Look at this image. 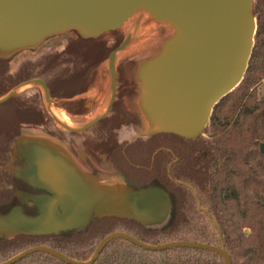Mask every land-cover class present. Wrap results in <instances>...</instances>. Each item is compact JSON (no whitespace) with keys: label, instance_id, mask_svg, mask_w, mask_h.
Wrapping results in <instances>:
<instances>
[{"label":"trees","instance_id":"trees-1","mask_svg":"<svg viewBox=\"0 0 264 264\" xmlns=\"http://www.w3.org/2000/svg\"><path fill=\"white\" fill-rule=\"evenodd\" d=\"M252 13L256 31L243 79L214 106L206 128L195 138L153 134L146 140L121 141L122 128L138 120L127 104L136 93V85L128 69L117 63L110 113L95 124L91 136L80 141L74 137L81 132L54 128L42 94L24 97L21 92L1 103L0 109L9 110L4 114L9 127L0 125V166L15 157L12 147L23 128H41L75 158L84 151L93 172L117 163L119 168L113 166L114 172L126 178L130 186H161L170 195L171 208L166 221L157 226L146 227L131 219L110 216L95 218L82 230L59 235L0 238V262L35 246H48L73 260L87 261L106 235L124 232L149 245L193 241L220 247L223 243L232 264H264V153L260 152V144L264 143V96L258 93L264 81V0H253ZM125 37L118 29L92 38L77 33L61 50L22 60L16 68L11 67V58L0 56V98L14 86L64 65V70L45 84L53 104L73 115V99L86 92L93 70ZM81 76L85 86L79 92L67 93L65 85ZM156 136L169 137V146H156ZM0 176L6 179L10 171L1 170ZM0 192L4 194L0 211H6L12 206L14 193L1 184ZM14 264L67 263L39 251ZM93 264L225 263L219 254L208 250L175 247L149 251L117 237L107 243Z\"/></svg>","mask_w":264,"mask_h":264},{"label":"water","instance_id":"water-1","mask_svg":"<svg viewBox=\"0 0 264 264\" xmlns=\"http://www.w3.org/2000/svg\"><path fill=\"white\" fill-rule=\"evenodd\" d=\"M252 3L253 0H0V56L36 48L48 37L70 30L83 38L98 37L119 29L140 10V19L147 13L172 28L160 50L137 70L139 106L148 123L145 133L195 138L206 128L214 106L238 86L246 72L256 31ZM140 19L131 34L109 54L110 95L103 111L80 127L60 123L65 130L85 131L106 116L116 91L115 57L136 33ZM32 83L42 87L49 105V91L40 78L18 85L0 98V104L21 86ZM260 152L264 153V143L260 144ZM12 154L22 161L15 176L39 193H25L20 205L0 211V238L59 235L82 230L95 218L110 216L131 219L146 227L160 225L168 218L171 198L161 186L134 188L97 183L52 139L20 136ZM117 237L149 251L175 247L208 250L219 254L225 264H232L223 243L220 247L193 241L149 245L124 232L106 235L87 261L73 260L48 246H35L0 264H14L39 251L49 252L67 264H93L107 243Z\"/></svg>","mask_w":264,"mask_h":264},{"label":"rangeland","instance_id":"rangeland-1","mask_svg":"<svg viewBox=\"0 0 264 264\" xmlns=\"http://www.w3.org/2000/svg\"><path fill=\"white\" fill-rule=\"evenodd\" d=\"M141 14L142 12L140 10L136 11L122 26L119 27L118 30L123 31L126 34V36L131 34L136 22L140 19ZM76 34L77 32L75 31H67L58 35L48 37L34 49H23L13 54H10L9 56H6L5 58L8 59L11 58L10 61L11 67L13 66V68H16L22 60L39 58V56L47 55L50 54L51 52H57L61 50L67 44V42H69V40H73L76 38ZM171 34H172V28L170 26H168L165 23L154 20L153 18L150 17L149 14L146 13L140 19L138 29L136 33L132 36L130 41L128 42L127 46L116 55L115 64L116 63L119 64L121 68L126 67L130 72L133 83L136 85V89H135L136 93L135 95L130 97V99L127 100V104L129 109L134 114V117L138 120V123L136 124V122L133 121L131 124L124 126L120 133L121 140L130 143L135 140H146L151 136L145 133V131L148 128V123L143 113L141 112L139 106V83L137 78V70L140 64H142L144 61L154 56L160 50L161 45L171 36ZM125 57H128L129 59L126 61ZM64 68H65L64 65H58L54 68V70L47 71L39 78L46 83L56 74L64 70ZM22 83L18 85H21ZM18 85L14 86L8 92L16 88ZM84 86H85V82L83 80V77L81 76L76 81L75 80L72 82L70 81L68 84H66L65 91L67 93L79 92ZM86 89H87L86 92L78 95L75 99H73V101L76 103L75 106H71L72 107L71 111L75 112L73 115H69L64 110L63 107L55 106L56 104H53L51 97H50V104L48 105L47 100L44 97L43 89L39 84L32 83L21 86L20 88L17 89L16 94L23 92L22 94L24 95V97L33 96L34 94H42L43 105L45 106L46 110L48 111L49 115L52 117L54 121L53 124L54 128L64 131L65 129L60 125V123L71 127L83 126L88 122H90L98 114H100L107 105L110 95V72L108 67V56L106 60H103L99 64V66L93 70V72L90 75V79L86 86ZM258 93L259 96L264 95V83L261 85L260 89H258ZM110 110L106 114V116L110 113ZM50 111H52V113L53 111L56 112L55 115L57 117L55 115L53 116ZM8 112L9 110L0 109V125L3 127L9 124V123L6 124L7 118L6 116H4V114H7ZM14 114L17 115V117L19 118H21L22 116L16 113ZM93 127L77 134L74 137L75 138L74 140L80 141L83 138H86L87 136H91L92 133L94 132ZM20 136H36V137H44L50 139L48 136H46L43 133L41 128L25 127L20 131V134L15 139L19 138ZM53 141L57 142L54 139ZM153 141L156 146H162V147L164 146L165 148H167L169 146V143L171 142V139L165 136H156L153 139ZM60 146L63 148V150L65 149L67 151L65 146L61 144ZM67 153L70 155L71 159L74 161V163L78 166L80 170H82L91 179H93L94 181L100 184L103 185L130 184L126 178L114 172V167L116 168L118 167L116 162H115L116 165L115 164L104 165L103 167H99L100 169L98 171L93 172L90 168H88V166L85 165L82 166L79 162L80 160L79 158H75L68 151ZM153 153L150 154L149 159L153 156ZM79 154L82 153L79 152ZM4 156L8 157V154L6 155L4 154ZM173 156L175 155L173 154ZM134 161L137 162L139 161V159H134ZM168 161L171 162V158L168 157ZM10 163H11V159H9V161H7L6 159L4 164L0 166V171L1 170L8 171L10 169ZM120 168L122 169L123 167L121 166ZM139 182L141 183L142 181ZM3 195L4 194L0 192V199L3 197ZM12 197H13L12 198V202H13L15 199L13 195ZM2 208L4 209L5 206H2Z\"/></svg>","mask_w":264,"mask_h":264},{"label":"flooded vegetation","instance_id":"flooded-vegetation-1","mask_svg":"<svg viewBox=\"0 0 264 264\" xmlns=\"http://www.w3.org/2000/svg\"><path fill=\"white\" fill-rule=\"evenodd\" d=\"M121 141H124V140H121ZM80 153H82V154H79L80 164L82 166L83 165L88 166L87 154L84 151H80ZM21 165H22V161L18 160L16 157H13V159L10 163V169H9L10 176L6 179L4 176H0V178L3 177L2 180L0 181V184L4 185L5 187H7L9 190H11L14 193V199L15 200L12 202L11 207H13L15 205H20V202L22 201V195L23 194H25V193L38 194L39 193L38 190H36L35 188H32V187H29L28 185L23 183L20 179H18L15 176L14 171L16 169H18L19 167H21ZM16 192H17V195H16Z\"/></svg>","mask_w":264,"mask_h":264},{"label":"crops","instance_id":"crops-1","mask_svg":"<svg viewBox=\"0 0 264 264\" xmlns=\"http://www.w3.org/2000/svg\"><path fill=\"white\" fill-rule=\"evenodd\" d=\"M264 83V81L262 83H260V85L258 86V89H260L261 85ZM261 95V93H260ZM261 96H264V95H261ZM93 180V179H92ZM94 181V180H93ZM96 182V181H95ZM98 183V182H97Z\"/></svg>","mask_w":264,"mask_h":264},{"label":"bare ground","instance_id":"bare-ground-1","mask_svg":"<svg viewBox=\"0 0 264 264\" xmlns=\"http://www.w3.org/2000/svg\"><path fill=\"white\" fill-rule=\"evenodd\" d=\"M53 114L55 115V114H56V112H54V111H53ZM55 116H56V115H55ZM56 117H57V116H56ZM64 120H66V119H64Z\"/></svg>","mask_w":264,"mask_h":264}]
</instances>
